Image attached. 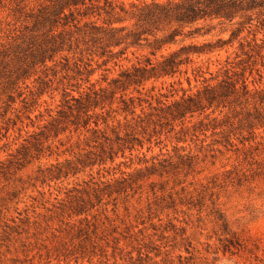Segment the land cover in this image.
<instances>
[{"label":"rangeland","instance_id":"374dc122","mask_svg":"<svg viewBox=\"0 0 264 264\" xmlns=\"http://www.w3.org/2000/svg\"><path fill=\"white\" fill-rule=\"evenodd\" d=\"M142 1L149 0L114 3L128 9ZM53 2L0 0V264H263L264 127L246 125L252 104L168 122L158 110L201 89L204 79L220 80L226 57L238 59V42L192 55L173 76L126 89L111 83L148 57L227 38L230 25L206 21L191 35L184 28L155 55L144 40L127 47L123 40L112 47L122 53L102 64L106 56H81L72 44L45 65H32L46 29L36 16ZM104 18L86 19L106 26ZM119 18L112 26L125 36L134 20L122 12ZM261 60L254 67L259 75L245 73L250 88L264 86ZM210 72L218 77L209 80ZM91 88L116 93L90 111L84 128L75 108L64 105L63 91L77 96ZM125 97L134 100V116L123 110ZM126 132L135 140L125 143ZM225 239L237 248L222 250Z\"/></svg>","mask_w":264,"mask_h":264},{"label":"trees","instance_id":"16d2710c","mask_svg":"<svg viewBox=\"0 0 264 264\" xmlns=\"http://www.w3.org/2000/svg\"><path fill=\"white\" fill-rule=\"evenodd\" d=\"M54 0L53 5L44 8L36 16L40 25L45 26V39L41 46L32 56L30 64L37 62L42 65L46 61H52L55 54L59 51L71 50L72 44L75 49H79V54L84 55L87 51L90 55L95 53L99 57L106 56L103 61L105 64L113 56H118L122 51H113L112 47L119 45L123 40L128 45H141L144 40L147 46H151V54L155 55L164 45L175 43L176 36L184 28H188L191 35L202 28V23L206 21H217L218 24L230 25L227 38L218 37L214 41L205 40L201 43H189L180 45L167 54H161L160 59L153 61L146 58L143 64H136L131 68L121 72L118 78L111 81L115 89H126L130 85H139L149 78H159L161 76H173L179 72L183 64L191 61L194 54L209 53L221 50L226 46H232L234 41L238 42L237 51L234 59L229 61L226 57V67L223 76L215 84L208 83L204 79V85L195 93L186 94L174 100L170 104L161 103L158 107L162 111L161 117L166 122L176 119L183 120L187 115L202 113L211 108L212 112L216 109L222 111L223 108H230L234 105L252 104L253 111L247 110L244 119L248 127H264V86L249 87L248 76L253 70L259 75V69L254 68L259 60L264 65V0H149L142 2H131L128 9L124 3H114V0ZM118 8V9H117ZM134 20L133 29L126 31L125 36H118L117 32L124 28H116L112 23L118 21L120 13ZM90 16H105L103 25H98L95 20H89ZM81 22L82 20H84ZM74 28L73 32L67 31V27ZM62 29L57 31L58 27ZM247 30L251 34V39L241 36ZM209 32L206 30L204 33ZM74 33L77 36H73ZM158 33H161L158 35ZM262 34L261 37L258 34ZM148 36H152L150 41ZM82 45V47H80ZM240 51V52H238ZM244 55V57H240ZM257 59H259L257 61ZM66 60H68L66 58ZM82 59L79 58V61ZM92 59L88 60L86 66H91ZM77 69L79 70L78 66ZM22 69L21 73H25ZM85 82H89V75L93 69H87ZM21 75V74H17ZM218 75L213 76L210 72L209 80H215ZM19 76L17 77V79ZM189 83V79H188ZM93 86V83H90ZM106 88H91L87 92H78V95H71L66 90L63 91L64 105L78 112L75 119L82 120V126H89L90 118L93 114L90 111L103 103L104 99H113L116 91L114 88L107 93ZM122 97V96H121ZM124 103L123 110L128 114L135 115V105L132 97L122 98ZM138 105H141L140 103ZM103 106H101L102 108ZM153 113H149V115ZM93 121V132L98 131L99 115L96 114ZM139 116V115H136ZM209 116V114H207ZM82 118V119H81ZM126 118V117H125ZM215 119V117H213ZM142 121V119H141ZM102 122L107 123V117H102ZM79 123V122H78ZM145 129V126L144 128ZM126 142L135 140V135L125 133ZM224 231L227 230L225 221L222 223ZM237 242L232 239H225L222 243V250L229 251L237 248ZM264 264V262H263Z\"/></svg>","mask_w":264,"mask_h":264}]
</instances>
